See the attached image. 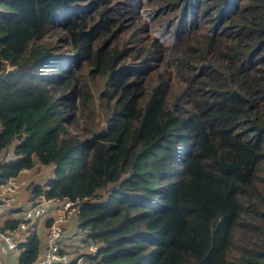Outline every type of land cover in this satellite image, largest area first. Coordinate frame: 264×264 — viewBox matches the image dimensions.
<instances>
[{
  "label": "trees",
  "instance_id": "16d2710c",
  "mask_svg": "<svg viewBox=\"0 0 264 264\" xmlns=\"http://www.w3.org/2000/svg\"><path fill=\"white\" fill-rule=\"evenodd\" d=\"M38 164L83 264H264V0H0V184Z\"/></svg>",
  "mask_w": 264,
  "mask_h": 264
},
{
  "label": "built area",
  "instance_id": "2783aa9c",
  "mask_svg": "<svg viewBox=\"0 0 264 264\" xmlns=\"http://www.w3.org/2000/svg\"><path fill=\"white\" fill-rule=\"evenodd\" d=\"M29 171V169H24L22 172ZM25 180L20 174L15 177H10L0 184V213L8 212L12 209ZM50 202L55 205L56 215L47 229L46 245L40 251L39 257L34 264H83V262H85L83 258H72L70 254L64 251L63 247V238L66 235V224L73 216H77L80 212L79 205H76V202L69 199L49 200L44 195H41L39 201L23 212L15 228L0 227V238L4 242L7 250L20 249V242L15 236V233L17 231L27 230L30 222L44 218L48 210L47 206ZM87 245L90 246L91 254H95L98 251V245L90 239ZM0 264H4L1 257Z\"/></svg>",
  "mask_w": 264,
  "mask_h": 264
},
{
  "label": "crops",
  "instance_id": "0c3cea01",
  "mask_svg": "<svg viewBox=\"0 0 264 264\" xmlns=\"http://www.w3.org/2000/svg\"><path fill=\"white\" fill-rule=\"evenodd\" d=\"M39 165V164H38ZM34 169V168H33ZM32 170V169H31ZM30 170V171H31ZM30 171L29 172H22L21 173V177L25 180V183L23 186H25L21 192L20 195L18 196V200L19 203L17 204L16 208H12L10 211L8 212H3L0 213V227H5L6 226V222L7 220L10 219H19L23 212H25L26 210H28L33 204H35L37 201L40 200V197L38 198H34L33 193H32V189L31 192L28 194L26 192V187L28 188V182L31 181V175H30ZM29 173V174H28ZM22 186V187H23ZM21 187V188H22ZM48 210L46 212V215L44 216V218H42L41 220H36V221H32L29 224V228L27 230L24 231H17L15 233V236L19 239V242H21L26 236H28L30 234V232L32 230H37V232L39 233V235L41 236L42 240H43V246L45 247L46 245V234H47V229L48 227L46 226L48 224V222H52L53 218L56 215V211H55V205L50 202L48 204ZM74 219L77 220V216H73ZM72 219H70V221L66 224V235L63 238V247L68 248V246L70 245H75L77 243V241H79V238L82 236V232L80 231H76L72 229ZM80 230V228H79ZM82 230V229H81ZM81 242H82V247L84 248H88V233L84 231L83 237L80 238ZM43 247V248H44ZM20 254H21V249H16V250H7L4 242L2 241V239L0 238V257L3 259L4 264H19V258H20ZM83 258V260H86V255H81L77 258Z\"/></svg>",
  "mask_w": 264,
  "mask_h": 264
},
{
  "label": "rangeland",
  "instance_id": "374dc122",
  "mask_svg": "<svg viewBox=\"0 0 264 264\" xmlns=\"http://www.w3.org/2000/svg\"><path fill=\"white\" fill-rule=\"evenodd\" d=\"M61 35V34H60ZM55 36L56 37H58L59 36V34H55ZM56 37H53L52 38V40H53V43L55 44V45H57L58 46V48H59V52H61V51H68V50H70L69 49V46H63V45H61L62 43H56V40H57V38ZM12 69H14V67H9L8 69H7V71L8 70H12ZM78 114H77V121H76V124H74V130L76 131V132H78V133H82L83 132V128H85V125H84V123H83V121L82 120H80V118L78 119ZM71 125V124H70ZM15 144V143H14ZM13 146V145H12ZM11 146V147H12ZM54 169V167L53 166H51V165H41V164H39V165H37V166H35L34 167V169H32L31 171H30V175H31V181L30 182H28V188L26 187V192L29 194L30 192H31V190L30 189H32V186L34 185V184H37V183H41V184H45L46 182H47V180L51 177V176H53V170ZM29 174V173H28ZM30 184H33L31 187H29V185ZM25 186H23L21 189H20V191H19V193H18V196L20 195V192H21V190L24 188ZM101 193H103V191H100V194ZM19 203V200L17 199V201L15 202V204H14V206L12 207V208H16V206H17V204ZM72 219V222H73V224H72V229L73 230H78L79 232L81 231L82 232V236L81 237H83V234H84V231L83 230H79V227H78V222H77V220L76 219H74L73 217L71 218ZM67 229V228H66ZM80 237V238H81ZM79 238V241H77V243L75 244V245H70V246H68V248H65L64 247V251L66 252V253H68V254H70V256L72 257V258H77V257H79V256H81V255H90L91 254V249H90V246H88V248H84V247H82V242H81V239Z\"/></svg>",
  "mask_w": 264,
  "mask_h": 264
}]
</instances>
